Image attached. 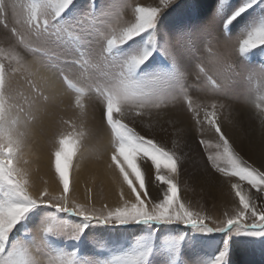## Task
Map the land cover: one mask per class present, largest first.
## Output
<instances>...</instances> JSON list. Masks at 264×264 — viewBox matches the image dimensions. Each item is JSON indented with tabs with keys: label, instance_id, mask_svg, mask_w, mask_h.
<instances>
[{
	"label": "snow or ice",
	"instance_id": "1",
	"mask_svg": "<svg viewBox=\"0 0 264 264\" xmlns=\"http://www.w3.org/2000/svg\"><path fill=\"white\" fill-rule=\"evenodd\" d=\"M74 2L75 0H39L38 3L27 7L25 15L23 5L0 0V26L4 30L2 38L14 39L17 46L30 48L42 66L52 74V81L42 79L43 88L32 80L29 81L30 107L37 110L46 108L55 99V80L66 84L67 89L75 93V105L78 108L83 106L85 89L89 95L95 92L102 97V117L115 138L111 161L130 189L129 198H125L121 187V204L115 208L97 209L93 205L70 203L69 169L80 145V136L60 138L59 147L54 152L55 171L63 186V194L55 196L47 189L38 192L35 197L29 194L28 181L22 179L24 170L19 167L26 133L8 127L12 118L11 109L14 107L11 95L12 73L16 70H11L10 73L6 65L0 62V192L3 193V198H0V264H43L38 258L39 245L35 249L37 258L30 255L29 249L19 242L8 250L9 237L16 226L38 208L53 209V212L45 217L43 235L39 236L41 244L45 243L48 234L79 241L89 224H182L204 234L224 232L237 226L240 229H251L252 231L245 233L247 235L264 236V202L258 207L256 200L249 196L242 185V182H246L252 189L264 194V171H261L264 164L256 167L234 150L232 142L222 130L217 114L218 109L225 106L215 102L219 97L231 96L234 88L243 80L247 68L243 64L238 65L237 59L245 58L258 48H264V22L237 35L239 39L235 46L232 45L234 37L226 31L237 17L253 5L244 4L225 20L223 38L216 37L210 28H205L198 34L180 32L162 37L157 29L159 19L167 10L177 5L178 0H160L162 6L155 7L135 6L134 21L121 22L104 35L94 31L84 34L89 43L94 42L97 45V58L117 67L118 74L103 86L87 83L78 87L74 78L67 74L68 69L72 64H80L83 67L87 61L71 60L56 51L62 45V34L73 26V22H62L61 18ZM228 4L229 0H219L217 13H222ZM76 23L82 24V21ZM137 37L144 38L142 45L136 41ZM199 40L203 41V46L213 47L215 51L210 62L211 69L206 71L202 68L195 72L197 80L203 79V72L213 86L210 89H202L211 92L214 101L202 106L203 118L199 107L194 106L185 83L189 74L188 62L205 63L199 56L202 50L198 45ZM133 41H136V45L130 44ZM157 52L168 62L167 67L145 72V65ZM26 71L34 73L33 80L35 75L39 74L34 66H28ZM161 82L166 84V88L155 87ZM45 91L49 94L45 95ZM182 106L191 111L198 132L214 131L218 138L216 147L221 151L208 156L215 171L227 178H237V182L231 183V187L239 200V209L219 222L213 220L215 226L206 223L208 217L186 207L179 194L181 164L186 155L178 154V148L185 129L177 127L178 121L174 113L181 110ZM261 116L264 117V112ZM226 119L229 124L232 123L230 115ZM161 121L168 124L175 134V147L172 150L157 141L154 136L142 135L136 129V125L141 124L146 125L150 132H154L159 125L161 130L166 131ZM261 131L264 132V120H261ZM200 143L204 145L207 141L201 140ZM220 159H225L230 167H220L217 163ZM14 162L16 167L13 166ZM141 165L145 167L142 168ZM149 167L155 171V181L165 186L156 190V196L151 194L145 180V172ZM131 177H135L138 183H134ZM61 213L68 217H79L85 223L69 229L67 223L58 219V214ZM150 255L151 249H135L133 258H120L110 264H148ZM227 257L226 249L209 264H226ZM62 264H78V261L66 260L62 261ZM89 264L96 262L89 261Z\"/></svg>",
	"mask_w": 264,
	"mask_h": 264
},
{
	"label": "rangeland",
	"instance_id": "2",
	"mask_svg": "<svg viewBox=\"0 0 264 264\" xmlns=\"http://www.w3.org/2000/svg\"><path fill=\"white\" fill-rule=\"evenodd\" d=\"M9 2L23 5L24 14L27 15V7L33 3H38L39 0H9ZM218 3L219 0L212 2L211 7H209L211 8L209 11L211 18L206 20V24H202L204 22L202 15L208 8L201 4V0H178L177 5H174L160 17L157 29L163 37V35L169 36L171 33L173 36L180 32L198 34L202 29L210 27L215 29V36L219 31L224 36L225 20L239 7L251 3L253 6L237 17L226 30L228 34L234 37L232 45L235 46L239 39L237 35L243 34L257 24L264 22V0H229L228 6L222 13H217ZM140 5L145 6L141 0H75L74 4L64 13L61 18L62 22L71 21L73 26L68 32L62 34V45L56 51L71 60L87 61L83 67L80 64H72L68 69L67 74L74 78V82L77 83L78 87L87 83L103 86L110 83L118 74L117 67L97 58V45L94 42L89 43V40L84 38V34L87 31H94L104 35L121 22L134 21L135 6ZM152 5L150 7L162 6L160 0ZM76 21H82V24H78ZM3 35L4 30L0 26V62L6 65L10 73L11 70H16L12 73L13 87L11 95L14 107L11 109L12 118L9 120L8 127L26 133L23 151L20 154L19 167L24 170L22 179L28 181L29 194L35 197L38 192H41L36 187L46 185L48 180L45 179V175L40 170L44 166L46 167L47 162L59 186L57 192H48L55 196L63 194V186L55 171L54 152L59 147L60 138L80 136V145L69 169L70 190L68 197L70 203L93 205L97 209L119 206L121 200L118 203H113L114 205L108 203L107 200L105 201L106 197L100 182L96 183L98 185H94L93 189L95 191L90 189L91 187H87L89 184L84 182V178L88 179L89 171L106 159L105 155L107 153L110 168H114L120 175L119 170L111 161L115 138L106 120L102 117L104 108L102 97L95 92L89 95L87 89H85L86 95L83 106L78 108L75 105V93L67 89V85L58 80L65 89L64 95L67 96L65 99L63 97L59 100L54 99L46 108H40L39 110L30 107L29 81L32 80L33 83L39 84L43 88L42 79H45V77L42 75L41 70L46 69L30 48L17 46L14 39H3ZM143 39L137 37L136 41H139L142 45ZM136 41L130 42V44L136 45ZM198 45L202 48L199 56L205 63L192 64L193 69L195 72L202 68L207 71L212 67L210 62L215 55L214 48L203 46L202 40L198 41ZM127 47L126 45L125 48ZM237 63L238 65L243 64L247 68L246 74L243 80L234 88L231 96L219 97L215 101L225 106L218 109V117L221 123L227 120L225 117L227 114L239 117L250 116L264 120V117L261 116V112H264V66H262L264 65V48L254 50L243 59L238 58ZM167 64L165 58L157 52L145 65L144 70L145 72H152L157 68L167 67ZM28 66H34L35 71L39 73L35 75L34 80V73L26 71ZM201 77L202 80H197L195 74H193V83L190 84L189 89L205 94L199 99V102H196L194 96H191L194 106L199 107L201 118H203L204 109L202 106L214 101L211 98V92L202 90L203 88L210 89L213 86L203 72H201ZM155 87L166 88V84L161 82L156 84ZM48 94L49 92L45 91V95ZM184 103L186 105V98ZM179 111L187 112L190 117L189 120L195 124L190 110L182 106ZM101 127L107 130L111 138L110 148L107 146L102 148L101 146L98 135ZM205 127L207 126L205 125ZM136 129L142 135H150L137 126ZM222 130L224 131L223 126ZM209 133L215 135L214 131L198 132L195 136L196 144L199 147L200 155L209 164L207 165L212 172L223 180V184L215 186L204 185L202 180L200 182V161L192 160L193 154L190 152L183 160L186 166L183 165V162L181 164L179 194L186 207L193 212L208 217L206 223L209 226H215L212 223L213 220L219 222L226 215L235 214L238 211L239 200L231 187V183L237 182V178L224 177L221 173L215 171L208 160L209 155H216L221 151L216 145L209 144L207 139ZM201 140H205L207 143L202 145ZM30 145H42L46 152L45 159L39 154L34 156V159L26 158L25 152ZM242 158L247 160L245 157ZM217 163L220 167H230L225 159H220ZM13 166H17L16 162ZM141 167L145 166L141 165ZM29 175H31V178L35 177L36 182H32ZM131 178L134 183H138L135 181V177ZM145 180L153 196H156L157 189L165 188L164 185L155 181V171L150 167L145 172ZM242 185L249 196L256 200L257 206H261V203L264 202V194L252 189L246 182H242ZM126 187L128 188L127 184ZM0 198H3L2 192H0ZM52 212L53 209L38 208L30 213L24 221L16 226V229L10 235L8 250H11L12 246L19 242L29 249L30 255L37 258L35 249L39 245L40 254L38 258L43 261V264H62V261L66 260L78 261V264H89V261H95L96 264H110L111 261L120 258H133L135 249H151L148 264H209L210 261L227 249L226 264H235V258L243 256L258 264H264V236L247 235L245 233L252 231L251 229H240L237 226H233L224 232L204 234L182 224L127 226L89 224L79 241L68 239L66 236L48 234L45 243L41 244L39 236L43 235L45 217ZM59 218L61 222L68 224L69 229L74 225L78 226L85 223L79 217H68L63 213L58 214Z\"/></svg>",
	"mask_w": 264,
	"mask_h": 264
},
{
	"label": "bare ground",
	"instance_id": "3",
	"mask_svg": "<svg viewBox=\"0 0 264 264\" xmlns=\"http://www.w3.org/2000/svg\"><path fill=\"white\" fill-rule=\"evenodd\" d=\"M156 1L158 0H141V2L145 6H149V7L153 6L152 4H154ZM213 1L214 0H201V4H203V6L208 8V10H206L207 13L205 12L202 15V17L204 18V22L202 24H206V20L211 18V14L209 12L211 8L209 7H211L210 5L212 4ZM206 28H210V27H206ZM210 30L213 34L216 32L215 29L210 28ZM169 36H172V34L170 33ZM216 37L223 38L222 32L221 31L217 32ZM188 72L189 74L185 82L187 88L186 90H188V94L190 96L192 97L194 96L196 102H199V99L205 94L194 92L193 90L189 89V86H191L190 84L193 83V74H195L193 65L191 63H188ZM41 73L45 77V79L52 81V74L50 72L43 69L41 70ZM53 83L55 89V93H54L55 99L59 100L61 97L65 99L67 96L64 95L65 89L63 88L62 84H60L58 80H55ZM174 116L178 121L177 127L185 129V134L179 142L178 154L183 153L187 156V154L191 152L193 154L192 160L195 159L197 161H200V167H201L200 182L202 180V183L204 185L221 186L223 184V180L219 178L217 174L212 172V170L208 166L209 164L206 163L204 158L200 155V150L198 149L199 147H197L196 139H195V136H197L198 131L195 124L191 120H189L190 117L188 113L183 111H176L174 113ZM228 116L229 115L227 114L225 117ZM230 118L232 119L231 124H229L228 120H226L225 122L222 121L223 124L221 123V125L223 126L225 134L229 137L230 142H232L234 150L240 156L245 157L254 166L260 167L261 164H264V132L261 131V120L250 116L239 117L233 114L230 115ZM160 123L163 124V127L164 129H166V131L161 130L159 125H157L156 130L154 132H150L146 125L137 124L136 126L145 133H149L150 134L149 136L151 137L154 136L157 141L164 143L166 147L172 150L175 147L174 145L175 134L168 124H164L163 121H161ZM98 135L101 141L102 148L104 146L110 148L109 144L111 142V138L107 130L104 127H101L98 131ZM207 136H208L207 139L209 140L208 141L209 144L212 146L216 145L218 138L212 133H209ZM42 147H43L42 145H38V146L30 145L29 147H27L25 152L26 158L34 159V156L36 155L38 156L39 154L45 159L44 156L46 152L44 151L45 149H43ZM107 157H108V153L105 155L106 159L103 160L101 164L97 165L95 168L89 171L88 179L84 178L85 180L84 182L88 183L89 186L87 187H91L90 189L92 190H94L93 189L94 185L97 182H100L103 186V189L102 188L101 189L104 191L106 197L105 201L107 200L108 203L113 204V203H118V201L120 200L121 187H123V190L125 192V197L128 196L129 189L126 187V184L123 182L122 176L119 175L114 170V168L112 169L110 168L108 162L109 160ZM184 162L185 161H183V165L186 166ZM47 163H46V167L44 166L43 169L41 168L40 172L45 175V179H47L48 181L46 185L43 184V186H37L36 188L41 191L47 189L49 192L54 193L59 190V186L56 181L54 173L51 171V168H49L50 166ZM261 170L264 171V168H261ZM29 176H30V180L34 182L35 177L31 178V175ZM197 181L198 180L196 179V182ZM36 188L35 190H37ZM235 264H258V263L251 261L249 258L243 256L241 258L236 257Z\"/></svg>",
	"mask_w": 264,
	"mask_h": 264
}]
</instances>
